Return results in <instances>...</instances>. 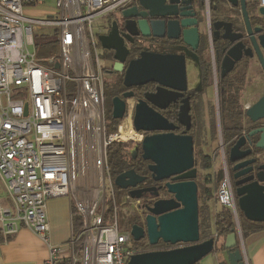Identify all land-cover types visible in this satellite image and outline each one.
Here are the masks:
<instances>
[{
  "label": "built area",
  "instance_id": "1",
  "mask_svg": "<svg viewBox=\"0 0 264 264\" xmlns=\"http://www.w3.org/2000/svg\"><path fill=\"white\" fill-rule=\"evenodd\" d=\"M44 1L0 0V232L8 238L30 229L47 245L44 264H126L137 249L130 230L118 229L116 205L106 208L107 185L114 196L107 148L120 140L139 143L142 133L131 123L135 97L126 99L123 116L133 129L119 125L107 133L102 73L108 67L100 64L91 25L131 0H53V18L24 14ZM256 4L264 8V0ZM36 24L53 27L57 55H37ZM121 129L133 134L123 140ZM222 160L216 201L230 209L239 230ZM63 196L72 202L71 232L65 243L52 244L46 201ZM133 203L141 210V198ZM243 263L249 264L246 257Z\"/></svg>",
  "mask_w": 264,
  "mask_h": 264
},
{
  "label": "water",
  "instance_id": "2",
  "mask_svg": "<svg viewBox=\"0 0 264 264\" xmlns=\"http://www.w3.org/2000/svg\"><path fill=\"white\" fill-rule=\"evenodd\" d=\"M230 5L240 6L242 21L251 47L255 49L264 70V34L255 36L261 31L252 27L246 8V0H227ZM138 6L123 9L122 28L116 20L110 22L109 29L96 35L102 49L112 52L111 72L123 73L122 84L129 88L148 82H156L154 92H146L143 98L136 101L132 116V126L136 131L153 132L145 134L142 140L133 147L141 150L143 160H149L148 166L154 179L160 180L173 176L176 182H166L170 198H158L151 205H146L147 214L144 226L132 223L130 237L139 241L146 236L147 242L155 246L159 241L175 245L166 249L137 251L130 255L126 264H199V261L215 249L218 233L200 240L198 187L195 183L196 165L193 155V141L190 135H179L166 132L174 128L157 108H164L166 101L178 95L186 87L185 56L182 53H166L141 50L138 56L129 58L132 50L127 43H133L135 36L181 38L184 45L195 49L200 39L198 14L193 0H137ZM264 13V8L260 7ZM217 29L221 28V38L228 41L230 47L223 55L220 68L223 73L232 69L243 55L251 56V47L242 43L243 33L233 30L232 23L222 20L214 21ZM223 26V27H222ZM57 67V64H55ZM171 88V92H167ZM171 93L172 98H168ZM132 91H126L121 97H111V115L113 119H122L126 109V99L133 97ZM149 103V104H148ZM26 113V106H25ZM245 115L252 121L264 119V94L245 109ZM259 134L256 146L264 151V127L253 130ZM245 138H239L229 151L234 178L244 176L235 184L237 207L243 217L252 222L264 223V161L257 158L246 159L252 154L250 149L241 150ZM259 159V158H258ZM255 163V164H254ZM144 177L133 170L119 173L115 183L121 188L129 189L133 199H140L144 189L136 188ZM237 229L224 234L222 247L227 252L229 264H244L243 255L237 248L239 243Z\"/></svg>",
  "mask_w": 264,
  "mask_h": 264
},
{
  "label": "flooded vegetation",
  "instance_id": "3",
  "mask_svg": "<svg viewBox=\"0 0 264 264\" xmlns=\"http://www.w3.org/2000/svg\"><path fill=\"white\" fill-rule=\"evenodd\" d=\"M193 1V7L198 14L199 20L202 16V19H204L205 22L204 28L202 27V22L199 23L198 32L200 33V39L195 49L184 45L183 41L179 37L168 38L166 35L164 37H154L152 35L149 37L135 36L133 43H127L128 47L132 50V54L129 56V58L138 56V53L141 50L146 49L156 52L182 53L185 56V69H187L188 62H191L194 65V67L196 68L195 81L192 85L187 83V72L185 70L186 87L185 89H182L178 92L180 94L174 95V98H172L171 93L166 95L168 96V98L172 99L168 102L166 101L165 107L162 109L157 108L152 104H148L150 105V107H152V109L156 110L164 118H166V121L173 124L174 128L166 132L171 131L174 134L190 135L192 137L194 155L193 158L195 160V165L197 164L195 158L197 153V141L202 139L203 144H206L207 140L211 139L213 131L215 133H218L220 142L218 143L217 150L220 152L219 157H221L223 154L222 157L224 158L230 176L231 188L233 191L232 195H234L237 205V196L235 194V190L238 186L235 184V181L246 175L234 178L233 175L235 172L231 168L235 163L230 162L229 157L227 156L229 155L230 149L234 145L233 143H235L239 138L244 137L245 142L241 146V150L250 149L252 151V154L246 157V159L257 158L259 163L264 161V151L258 148L255 143L259 138V134H251L253 130L264 127V119L252 121L245 115V109L249 107L250 104H253L255 101H257L264 94V70L262 69V67H260L261 65L258 60V56L256 55V51L251 47L249 37L246 34L247 32L246 30H244L245 26L241 17L242 14L240 6L234 7L230 5L227 0H218L217 2L212 0ZM256 3L257 0H246L245 4L252 27H259L261 29L260 32L255 33V36L264 34V13L260 12L261 6H258V4ZM135 5L138 6L137 0H131L125 6L114 9L113 12L107 14L106 16L109 17V20L107 22V30L109 29L110 22L112 20L117 21L121 30V21H123L121 12L123 11V9ZM216 20L231 22L233 30L243 33L242 43H244L246 47H251V56L243 55L231 70L224 73L219 68L223 55H225L226 50L230 47V44L228 43V41L221 38L222 29H217L215 27L214 21ZM104 51L109 60L112 59V52L107 50ZM110 68L108 67L106 72L111 74L112 76H115V80H113V82L111 83V85H114L116 88V93L114 94V96L121 97L124 92L132 91L134 94L133 97H135L137 101L138 99L143 98L142 96H144L146 92H154L156 90V82H148L142 85L127 88L122 84L123 73L111 72ZM167 89V92L172 91L171 88ZM210 99H212L213 103H210ZM230 104H237L242 106L243 120L241 125L242 129L239 130L236 135H234L231 142H226L224 141L223 134L221 132V118H223L224 116L220 111V106H229ZM206 106L209 116H212L213 113L212 122L215 123V125L212 126V122H210L207 130L204 127L203 121L201 120L203 116L202 112ZM110 107L111 115L112 105ZM211 108H213V112ZM138 132L142 133V138L143 136H145V134L153 133L148 131H137V133ZM208 134L210 136L209 138H207ZM206 138L207 140H205ZM132 149L129 150L130 157L137 163H142V168H128L124 171L133 170L137 175L144 177V179L140 183H137V185H135L136 188L144 189V191L142 192V197H140L141 212L137 213L139 217L134 218L132 220V223L138 225L142 224V226H144V217L147 214V211H145L146 205H151L158 198H170L172 194L167 191V188L164 184L166 182H176L182 179L173 180V176L160 180L154 179L152 173H150V170L148 169V166L151 162L149 160L142 159L140 148L136 147L135 151H132ZM200 153L210 155V153H206L203 150H200ZM222 157L221 161L223 163ZM142 170H144V172ZM196 178L197 174L195 177V183H197ZM197 187L199 189L198 183ZM238 213L239 215L241 214L239 209ZM236 229L238 234L240 235V227L239 230L238 228ZM144 240L147 241L146 236H144V238L139 241H134L131 237L132 244L136 247L137 251L166 249L183 245V243L170 245L159 241L155 246H151L149 244L148 246L144 244L143 247H140L138 244H141V242ZM162 244H165V246H162Z\"/></svg>",
  "mask_w": 264,
  "mask_h": 264
},
{
  "label": "rangeland",
  "instance_id": "4",
  "mask_svg": "<svg viewBox=\"0 0 264 264\" xmlns=\"http://www.w3.org/2000/svg\"><path fill=\"white\" fill-rule=\"evenodd\" d=\"M217 2L218 0H212ZM25 15L32 17V18H37V19H41L44 20L45 19H49V18H53L54 17V13H56L58 11V8L56 7L55 1L53 0H45L43 3L41 4H35L34 6H30V7H26L25 8ZM201 22H202V27H205V22L204 19H202L201 16ZM108 20L109 17L108 16H98L96 18L93 19L92 21V31L95 35L96 38V43H97V51L99 54V61L100 64L102 66L103 69L109 67L111 65V61L109 60V58L107 57L104 49L101 48L96 35L99 33H104L107 30V26H108ZM35 26V30H34V40L37 44H43L46 43L48 41H51L54 39L55 34H54V30L52 26L49 25H44V24H36ZM29 49L32 51V48L29 47ZM38 51V50H37ZM40 51H42V53H45L43 55H40V52H37V55L39 57H43V56H47V55H57L58 53V48L56 45H51L50 46H46L43 49H41ZM195 67L191 62H188L187 64V83H189L190 85H192L195 81ZM103 74V81H104V92L106 94V92L109 91V87L111 85V83L113 82V80H115V76L105 72L102 73ZM210 103H213L212 99H210ZM212 112H213V108ZM105 114H106V121L107 123H110V109L109 106L107 104V101L105 102ZM203 116H202V121L204 123V127L207 128L210 125V122H212L213 120V113L212 116H209L208 111H207V106L204 108L203 112H202ZM127 119V120H126ZM119 123L116 125V129L115 131L118 130L119 125L123 126L124 131H129L132 130L130 129V123L129 119L127 117H124L122 119H118ZM124 122V123H123ZM215 125L214 122H212V126ZM134 130V129H133ZM112 132L111 130H108L107 133ZM114 132V131H113ZM135 133V131H134ZM206 137V136H205ZM209 134L207 135V138H209ZM207 138L205 140H207ZM220 137L218 136V133H215L213 131V134L211 136V139L207 140L206 144H203L202 139L197 141V148H196V168H197V183L199 184L200 188L198 189V207L200 206H205L204 204H206V200L204 199V196L202 195V186H206L207 188L210 187L212 188L211 190L213 191V195L214 198H212L211 200L207 201V204L209 205L210 208V214L211 212H215L216 209L217 211L222 210V205H220L216 199H215V191H216V181H220L223 178V165H222V161H221V157L220 156V152L217 150L218 147V143L220 142ZM119 142H123L127 145V149L131 150L132 147H134L135 145H137V142L134 140H128V141H119ZM203 144V145H202ZM200 150H203L206 153H210V155L213 157V163H212V167L210 169H205L204 167H202L201 162H200V157H201V153ZM217 150V152H216ZM112 187L114 189V196H112L111 194V190L109 185H107V190H106V196L107 199L106 200V208L109 209V206H113L114 204L116 205V217H117V224H118V229L121 232H128L130 230L131 227V223L132 220L135 217H139V215L137 213L141 212L140 209L136 208L134 203H133V198L129 195V189H125V188H121L120 186H117V184L115 183V175L112 176ZM213 177H215L216 181H213ZM210 178V181H207V179ZM215 183V185H214ZM126 196L128 198H126ZM74 200V199H73ZM234 219V218H233ZM232 219V220H233ZM234 221V228H237L235 220ZM147 243V244H146ZM148 245V242L146 240L142 241L141 244L139 243L138 245L140 247H142L143 245ZM149 246V245H148Z\"/></svg>",
  "mask_w": 264,
  "mask_h": 264
},
{
  "label": "crops",
  "instance_id": "5",
  "mask_svg": "<svg viewBox=\"0 0 264 264\" xmlns=\"http://www.w3.org/2000/svg\"><path fill=\"white\" fill-rule=\"evenodd\" d=\"M46 214L49 222V242L65 243L71 232V204L68 197L51 198L46 201ZM211 212V233L215 234L214 215ZM237 248L249 264H264V228L239 235ZM224 235L220 234L215 249L201 258L199 264H229L226 250L221 244ZM48 248L30 229L22 227L11 238L0 232V264H44Z\"/></svg>",
  "mask_w": 264,
  "mask_h": 264
},
{
  "label": "trees",
  "instance_id": "6",
  "mask_svg": "<svg viewBox=\"0 0 264 264\" xmlns=\"http://www.w3.org/2000/svg\"><path fill=\"white\" fill-rule=\"evenodd\" d=\"M55 45L54 42L49 41L41 45V49H43L46 46ZM40 49V50H41ZM39 50V51H40ZM45 53H42L40 51V55H43ZM44 57V56H43ZM116 93V88L114 85H111L109 87V91L106 92L105 94V100L107 101V104L109 106V109L111 108L110 106V100L111 97L114 96ZM220 111L222 115L224 116L221 118V132L223 134V139L226 142H231L233 139L234 135L238 133L239 130L242 129V106L240 105H232L230 104L229 106H220ZM110 123L107 124V132L108 130H111L112 132L115 131L116 125L119 123L117 119H113L110 115ZM127 145L123 142H112L108 146V164H109V169L110 173L112 176H117L119 173L124 172V170L128 168H142V163H137L134 161L129 154V150L126 148ZM200 162L202 167L205 169H210L212 167V157L211 155H205L201 154L200 157ZM144 172V170H142ZM142 172V173H143ZM213 181L215 182L216 179L215 177L212 178ZM207 181H210V178L207 179ZM216 189L218 186L219 182H216ZM215 185V183H214ZM200 188V186H199ZM202 195L204 196V199L206 200L205 206H200L198 207V212H199V235H200V240L207 239L209 236L212 235L211 231V214H210V208L209 205L207 204V201L211 200L214 198L213 191L211 190L212 188L202 186ZM215 199H216V191H215ZM112 206H109L108 211H111ZM222 210H219L215 213L214 215V224H215V233H218V235L226 234L227 232H230L231 230H234V221L232 213L229 208L227 207H221ZM136 218V217H135ZM239 227L242 236L246 235L248 232L252 231H257L260 229L264 228V223L261 222H252L247 219H245L241 214L239 215ZM73 221L76 226L79 225V218L75 216L73 218ZM12 236L8 237L11 238ZM162 246H165V244H162ZM143 247V246H142Z\"/></svg>",
  "mask_w": 264,
  "mask_h": 264
},
{
  "label": "bare ground",
  "instance_id": "7",
  "mask_svg": "<svg viewBox=\"0 0 264 264\" xmlns=\"http://www.w3.org/2000/svg\"><path fill=\"white\" fill-rule=\"evenodd\" d=\"M127 120V119H126ZM124 123V122H123ZM125 129V128H124ZM121 133H122V135H120L121 136V139H123V140H127L128 138H130V137H128V136H130V135H132L133 133H126V132H124L122 129H121ZM128 135V136H127ZM132 137V136H131Z\"/></svg>",
  "mask_w": 264,
  "mask_h": 264
}]
</instances>
